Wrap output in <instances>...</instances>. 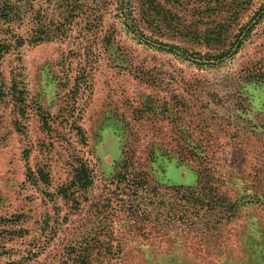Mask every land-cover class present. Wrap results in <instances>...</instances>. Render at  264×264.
Returning a JSON list of instances; mask_svg holds the SVG:
<instances>
[{
	"label": "rangeland",
	"instance_id": "rangeland-1",
	"mask_svg": "<svg viewBox=\"0 0 264 264\" xmlns=\"http://www.w3.org/2000/svg\"><path fill=\"white\" fill-rule=\"evenodd\" d=\"M80 163L87 190L71 187ZM204 167L227 199L252 201L213 243L143 224L116 176L194 188ZM260 252L264 0H0V264H264Z\"/></svg>",
	"mask_w": 264,
	"mask_h": 264
},
{
	"label": "trees",
	"instance_id": "trees-1",
	"mask_svg": "<svg viewBox=\"0 0 264 264\" xmlns=\"http://www.w3.org/2000/svg\"><path fill=\"white\" fill-rule=\"evenodd\" d=\"M191 149L196 151L195 147ZM205 157L202 154V159ZM209 170L207 167L198 169L199 182L194 188L149 186L145 173L141 172H121L116 176L119 182L126 183L133 191L131 195L134 199H128L127 206L143 224L152 221L160 227L169 228L178 223L185 231L190 230L213 243L226 224H230L236 217L239 208L252 201L240 204V199H227L218 188V179ZM74 178L72 188L78 185L79 189L87 190L92 185L90 170L84 163L76 168ZM60 193L64 198L67 197L66 190ZM106 247L110 248L111 243H106ZM259 259L264 262V254L261 252Z\"/></svg>",
	"mask_w": 264,
	"mask_h": 264
}]
</instances>
